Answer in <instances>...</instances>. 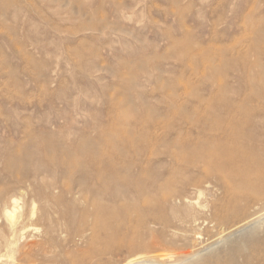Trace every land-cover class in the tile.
Masks as SVG:
<instances>
[{
	"label": "rangeland",
	"instance_id": "374dc122",
	"mask_svg": "<svg viewBox=\"0 0 264 264\" xmlns=\"http://www.w3.org/2000/svg\"><path fill=\"white\" fill-rule=\"evenodd\" d=\"M251 109H264V0H0V147L31 148L46 160L40 133L97 142L103 135V153L118 169L133 163L128 173H134L147 132L150 148L163 151L149 164L158 181L177 170L176 189L194 184L199 190L192 195L194 210L173 221L179 245L184 233L195 249L227 238L238 221L215 220L213 204L219 201V216L227 219V208L240 214L254 192L240 189L233 199L216 178L177 161L162 140L174 120L181 123L176 140L183 142L197 138L196 120ZM247 164L232 171L241 168L255 180L258 169ZM2 182L7 179L0 173ZM116 182L126 185L121 177ZM16 194L13 219L0 203V264H47L37 246L48 227L45 203L24 190ZM235 241L205 263L226 264L233 253L231 264H264V254L251 251L245 260Z\"/></svg>",
	"mask_w": 264,
	"mask_h": 264
},
{
	"label": "bare ground",
	"instance_id": "6f19581e",
	"mask_svg": "<svg viewBox=\"0 0 264 264\" xmlns=\"http://www.w3.org/2000/svg\"><path fill=\"white\" fill-rule=\"evenodd\" d=\"M192 125L197 138L179 142L176 139L181 135V123L174 120L162 140L166 150L177 161L201 171L202 177L216 178L233 199L240 189L254 192L243 200L240 214L227 208V219L219 216L224 208L219 201L213 204L211 212L215 220L238 221L224 240L195 249L184 233L180 236L184 243L178 244L173 221L179 213L190 214L194 210L192 195L199 190L194 184L189 191L176 189L177 170L158 181L159 175L149 164L163 151L150 148L147 132L143 133L145 137L142 135L145 147L139 144L134 173H128L133 163L118 169L112 158L103 153L99 145L103 135L98 137V143L80 135L61 137L40 133L36 138L44 145L46 160H40L37 151L31 148L22 153L16 148L0 147L3 167L0 173L7 179V183H0L3 211L13 219L18 190L43 200L48 227L37 246L44 251L47 264H206L219 255V249L227 248V241L232 238H236L237 247L245 252V260H250V251L261 256L264 249L259 246L264 245V234L259 236L258 232L264 228V109L232 116L226 112L204 121L196 120ZM222 127L240 134L220 132ZM212 130L218 135H212ZM239 142L243 144L237 148ZM142 151L147 153L144 160L140 157ZM77 153L86 155L85 160L75 159L73 154ZM122 155L130 157L129 153ZM247 162L258 169L255 180H248L241 168L239 173L232 171L233 167ZM119 177L126 182L124 187H117ZM197 220L193 218L192 222ZM253 242L261 244L248 249ZM224 259L226 264H231L235 254Z\"/></svg>",
	"mask_w": 264,
	"mask_h": 264
}]
</instances>
